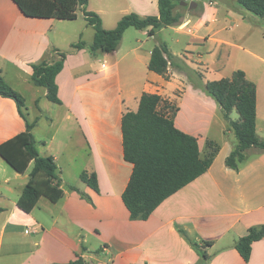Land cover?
Masks as SVG:
<instances>
[{"label":"crops","instance_id":"crops-1","mask_svg":"<svg viewBox=\"0 0 264 264\" xmlns=\"http://www.w3.org/2000/svg\"><path fill=\"white\" fill-rule=\"evenodd\" d=\"M221 1L186 0L197 8L180 4L177 25L153 37L150 29L130 28L116 52L92 56V27L66 34L61 21L27 18L11 0H0V76L11 88L22 94L20 88L35 86L32 65L53 61L56 51L67 54L56 77L61 103L35 86L41 90L33 113L25 112L39 154L56 161L64 197L22 212L17 202L33 165L19 174L0 157V264H202V253L211 257L208 264H264V239L248 263L235 248L251 228L264 226V151L251 148L237 169L227 166L238 142L205 88L244 72L256 86V131L264 140V19L237 0ZM158 2L88 0L87 11L113 30L126 15L158 17ZM86 31V48L73 50ZM160 44L171 56L166 77L148 69ZM146 93L160 96L159 110L197 139L201 159L209 141L219 152L205 174L147 220L132 221L122 200L133 172L124 160L122 119ZM25 131L15 102L0 96V145ZM83 172L96 175L98 192L81 181Z\"/></svg>","mask_w":264,"mask_h":264},{"label":"trees","instance_id":"trees-1","mask_svg":"<svg viewBox=\"0 0 264 264\" xmlns=\"http://www.w3.org/2000/svg\"><path fill=\"white\" fill-rule=\"evenodd\" d=\"M20 12L30 19L57 21H76L80 10L88 26L95 31V37L88 51L92 56L112 54L117 51L125 32L130 29H150V37L158 31L177 25L182 17L177 12L186 0H159V16L141 18L135 14L124 16L113 30L103 27L99 15L88 12V0H11ZM234 1V0H229ZM248 13L264 19V0L235 1ZM86 48L84 42L72 45L73 50ZM67 54L56 51V58L31 66V81L37 87L47 90V99L60 104L56 77L63 69ZM170 54L164 44L154 48L148 65L149 71L166 77L170 67ZM207 93L219 105L224 120L237 139V147L227 158L226 164L232 169L245 159L251 148L264 151V140L256 131L257 90L242 71L235 72L231 78L209 82L205 86ZM0 96L15 102L20 116L26 121V131L0 145V157L17 173L24 174L31 165L29 181L25 186L17 207L31 214L41 199L58 203L64 197L58 166L53 157L39 154L37 142L31 131L35 124L26 119L25 99L11 88L0 76ZM163 102L158 95L144 94L136 112H128L122 119L124 160L133 166L129 185L122 196L132 221H145L169 197L205 174L219 152L216 143L207 142V155L200 157L198 141L176 128L172 117L159 110ZM169 111H176L169 105ZM236 112L237 120H232ZM83 183L98 192L95 174L83 172ZM74 190V188H72ZM0 208V212H2ZM264 239V226L251 228L239 239L236 250L248 263L255 243ZM203 263L208 264L211 257L202 253ZM69 264H84L77 260Z\"/></svg>","mask_w":264,"mask_h":264},{"label":"rangeland","instance_id":"rangeland-1","mask_svg":"<svg viewBox=\"0 0 264 264\" xmlns=\"http://www.w3.org/2000/svg\"><path fill=\"white\" fill-rule=\"evenodd\" d=\"M220 3L222 2L221 0H218ZM63 24L61 26V31H63L64 33L68 34V33H76V35H79V33H83V31H85V27L87 28L88 24L86 22V20L84 19L83 17V14L82 12L79 10L78 11V19L76 21H72V22H69V21H61ZM56 32H53L51 34L52 37H55V34ZM88 39V34H87V31L86 33L84 32V35L82 36V38H80V40L78 41H81V42H84L87 41ZM62 45H66L65 43H63ZM67 47V46H66ZM67 49V48H66ZM21 91H22V96L23 98L25 99V105H26V110H28V112H31L33 113V106H34V103H33V100L34 98L36 97V95H38L39 93V88L33 86L32 84L31 85H26L25 88H20ZM232 120H237L238 119V115L236 112H234L231 116ZM226 125L228 128H230L229 126V123L226 121ZM232 139L235 140V136H234V133H232ZM23 252V251H22Z\"/></svg>","mask_w":264,"mask_h":264},{"label":"water","instance_id":"water-1","mask_svg":"<svg viewBox=\"0 0 264 264\" xmlns=\"http://www.w3.org/2000/svg\"><path fill=\"white\" fill-rule=\"evenodd\" d=\"M181 5H183V6H185V7L188 6L190 10H192V9H196V8H197V5H196L195 2H192V3H190V4H188V3H186V2H182Z\"/></svg>","mask_w":264,"mask_h":264}]
</instances>
